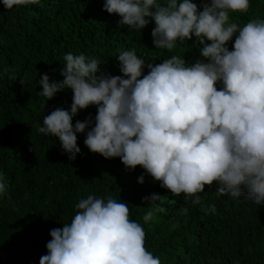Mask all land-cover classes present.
Returning <instances> with one entry per match:
<instances>
[{
  "label": "clouds",
  "instance_id": "1",
  "mask_svg": "<svg viewBox=\"0 0 264 264\" xmlns=\"http://www.w3.org/2000/svg\"><path fill=\"white\" fill-rule=\"evenodd\" d=\"M38 2L2 0L8 10ZM249 6L250 0H202L199 6L194 0H105L103 8L132 30L154 20L158 49L171 51L194 35L202 59L188 63L172 55L146 63L133 48L118 56L122 75H110L102 72L101 58L68 52L64 79L50 82L45 73L38 84L48 99L71 89V106L45 115L39 132L58 137L71 160L81 153L77 134L86 132L84 144L93 153L119 157L130 170L142 166L161 187L194 204L214 182L218 195L264 204V19L243 26L230 19ZM90 105L97 106L94 120L73 124ZM138 180L144 183V175ZM8 187L0 172V197ZM163 197L143 198L150 202L145 223L165 211ZM75 208L69 222L50 230L40 264H162L146 249L145 229L130 218L124 200L89 194Z\"/></svg>",
  "mask_w": 264,
  "mask_h": 264
},
{
  "label": "trees",
  "instance_id": "2",
  "mask_svg": "<svg viewBox=\"0 0 264 264\" xmlns=\"http://www.w3.org/2000/svg\"><path fill=\"white\" fill-rule=\"evenodd\" d=\"M194 2L199 6L202 0ZM104 3L39 0L8 10L0 0V172L9 185L0 197V264H40L52 239L50 230L69 222L75 205L89 194L124 200L130 218L145 229L146 249L162 264H264V204L244 195H218L216 182L206 185L198 193L200 203L194 204L185 194L161 187L142 166L130 170L119 157L93 153L84 144L86 132L77 134L81 153L75 160L58 137L39 132L45 115L71 106V89L48 99L39 95L38 84L45 73L50 82L64 79L61 68L68 52L101 58L102 72L110 75H122L118 56L133 48L146 63H161L172 55L188 63L202 59L203 45L197 46L194 35L171 51L158 49L154 20L141 31L132 30L119 23V14L108 13ZM230 19L241 26L264 19V0H250L246 12L230 13ZM234 39L228 42L230 50ZM148 71L145 67L144 74ZM96 113L97 106L90 105L73 124L89 116L94 120ZM141 175L144 183L138 180ZM152 193L164 196L165 211L145 223L150 202L143 198ZM213 204L215 211L210 210Z\"/></svg>",
  "mask_w": 264,
  "mask_h": 264
}]
</instances>
